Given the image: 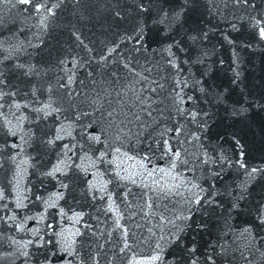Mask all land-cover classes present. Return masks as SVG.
Masks as SVG:
<instances>
[{"label": "water", "instance_id": "obj_1", "mask_svg": "<svg viewBox=\"0 0 264 264\" xmlns=\"http://www.w3.org/2000/svg\"><path fill=\"white\" fill-rule=\"evenodd\" d=\"M262 31L264 0H0V264H264Z\"/></svg>", "mask_w": 264, "mask_h": 264}, {"label": "snow or ice", "instance_id": "obj_2", "mask_svg": "<svg viewBox=\"0 0 264 264\" xmlns=\"http://www.w3.org/2000/svg\"><path fill=\"white\" fill-rule=\"evenodd\" d=\"M25 2H27V0H25ZM262 34H264V31H262ZM253 171H255V169H253Z\"/></svg>", "mask_w": 264, "mask_h": 264}]
</instances>
